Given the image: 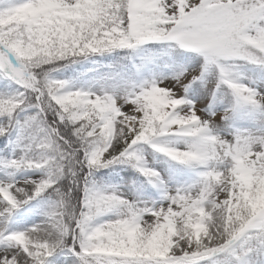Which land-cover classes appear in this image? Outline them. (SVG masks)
I'll list each match as a JSON object with an SVG mask.
<instances>
[{
  "label": "snow or ice",
  "instance_id": "obj_1",
  "mask_svg": "<svg viewBox=\"0 0 264 264\" xmlns=\"http://www.w3.org/2000/svg\"><path fill=\"white\" fill-rule=\"evenodd\" d=\"M0 264H264V0H0Z\"/></svg>",
  "mask_w": 264,
  "mask_h": 264
}]
</instances>
